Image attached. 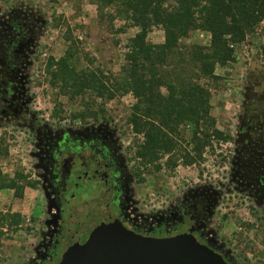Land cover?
<instances>
[{
  "label": "rangeland",
  "instance_id": "rangeland-1",
  "mask_svg": "<svg viewBox=\"0 0 264 264\" xmlns=\"http://www.w3.org/2000/svg\"><path fill=\"white\" fill-rule=\"evenodd\" d=\"M24 17L33 43L23 66L27 109L19 117H0V141L7 147V153L0 155V175L17 183L15 189L0 188V264H40L51 251L64 249L63 231L83 227L81 222L68 225L56 217L40 167L45 141L63 130L106 132L122 158L139 214L161 212L198 189L208 192L221 212L233 206L242 208L241 213L247 211L251 203L243 200L234 181V156L250 138L249 132H264V20L233 46L234 60L217 66L218 79L209 85L213 128L226 141L211 139L201 157L191 161L185 156L194 155V138L202 134L201 130L196 133L195 124L183 123L173 133L178 144L175 149L159 150L146 161L137 157L143 134L135 133L128 124L134 102L130 93L109 101L92 95L72 98L53 87L45 72L48 58L61 57L67 46L65 38L71 36L80 55L78 68L90 66L116 73L124 63L129 38L138 29L107 15L99 17L92 0H0V29L12 21L22 26ZM16 30L14 27L12 32ZM147 37L152 43H161L163 31L153 27ZM209 41L208 32L196 30L181 44L207 46ZM94 111L96 116L86 114ZM207 132L212 134V128ZM241 242L246 245L236 252L234 263L264 264L263 234L249 232Z\"/></svg>",
  "mask_w": 264,
  "mask_h": 264
},
{
  "label": "trees",
  "instance_id": "trees-1",
  "mask_svg": "<svg viewBox=\"0 0 264 264\" xmlns=\"http://www.w3.org/2000/svg\"><path fill=\"white\" fill-rule=\"evenodd\" d=\"M92 1L99 17L107 15L138 29L125 46L124 63L116 73L90 66L78 68L77 42L69 36L63 55L48 58L45 72L51 85L72 98L92 95L109 101L130 93L134 102L128 124L135 133L143 134L137 157L146 161L159 150L175 149L178 144L173 133L183 123L195 124L196 133L201 130L202 134L194 138V155L185 156L191 161L201 157L211 139L226 141L213 128L209 85L218 79L215 68L234 60L233 46L264 20V0ZM157 26L163 31V41L156 44L147 36ZM196 30L210 34L209 44L182 45ZM86 114L96 116L98 112ZM209 128L212 134L207 132ZM6 153L7 147L0 141V155ZM16 187V180L0 175V188Z\"/></svg>",
  "mask_w": 264,
  "mask_h": 264
},
{
  "label": "flooded vegetation",
  "instance_id": "flooded-vegetation-1",
  "mask_svg": "<svg viewBox=\"0 0 264 264\" xmlns=\"http://www.w3.org/2000/svg\"><path fill=\"white\" fill-rule=\"evenodd\" d=\"M23 20L22 26L12 21L7 28L0 29L1 118L19 117L27 109L23 66L33 43L28 38V20ZM14 27L17 30L12 32ZM247 135L250 138L235 152L233 170L243 200L247 198L251 203L246 212L241 213L242 208L234 206L221 212L208 192L198 189L149 215L135 209L122 158L106 132L63 130L49 138L43 147L40 167L55 215L68 225L78 226L81 222L83 227L63 231L61 235L67 240L64 249L59 253L51 251L40 264H58L74 243L87 239L101 226H117L146 242L194 240L226 264H236L232 258L246 245L241 242L244 237L249 232L264 235V132ZM229 221L232 223L228 224Z\"/></svg>",
  "mask_w": 264,
  "mask_h": 264
},
{
  "label": "water",
  "instance_id": "water-1",
  "mask_svg": "<svg viewBox=\"0 0 264 264\" xmlns=\"http://www.w3.org/2000/svg\"><path fill=\"white\" fill-rule=\"evenodd\" d=\"M58 264H226L194 240L146 242L117 226H101L74 243Z\"/></svg>",
  "mask_w": 264,
  "mask_h": 264
}]
</instances>
